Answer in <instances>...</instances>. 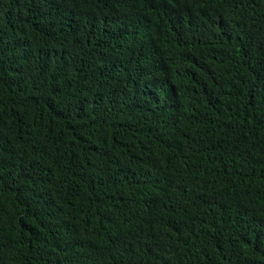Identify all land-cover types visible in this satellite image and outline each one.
Returning a JSON list of instances; mask_svg holds the SVG:
<instances>
[{
  "label": "trees",
  "instance_id": "16d2710c",
  "mask_svg": "<svg viewBox=\"0 0 264 264\" xmlns=\"http://www.w3.org/2000/svg\"><path fill=\"white\" fill-rule=\"evenodd\" d=\"M0 264H264V0H0Z\"/></svg>",
  "mask_w": 264,
  "mask_h": 264
}]
</instances>
